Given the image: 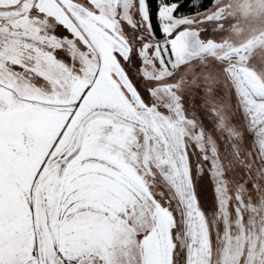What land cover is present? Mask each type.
I'll use <instances>...</instances> for the list:
<instances>
[{"label": "snow or ice", "instance_id": "6c2138e0", "mask_svg": "<svg viewBox=\"0 0 264 264\" xmlns=\"http://www.w3.org/2000/svg\"><path fill=\"white\" fill-rule=\"evenodd\" d=\"M213 2L0 0V264H264V81ZM210 64L223 152L184 113L181 69Z\"/></svg>", "mask_w": 264, "mask_h": 264}, {"label": "rangeland", "instance_id": "374dc122", "mask_svg": "<svg viewBox=\"0 0 264 264\" xmlns=\"http://www.w3.org/2000/svg\"><path fill=\"white\" fill-rule=\"evenodd\" d=\"M209 12L219 14L223 23V31H209V35L215 41H222L226 50H244L242 67L245 72L257 81H264V0H216ZM180 75L187 79L182 92L184 113L197 123L198 128L202 125L211 132L223 152L225 144L220 141L238 119L233 116L236 103L233 85L223 75H218L211 64L208 68L188 65L181 69ZM217 125L222 131L217 130ZM249 167L253 176L264 183V175H261L264 165L250 162ZM199 191L202 207L210 212L213 195L206 180L199 186Z\"/></svg>", "mask_w": 264, "mask_h": 264}, {"label": "trees", "instance_id": "16d2710c", "mask_svg": "<svg viewBox=\"0 0 264 264\" xmlns=\"http://www.w3.org/2000/svg\"><path fill=\"white\" fill-rule=\"evenodd\" d=\"M215 1H216V0H214V2H213L212 5H214ZM209 2H210V0H205V4H206V5H207V3H209ZM181 11H182V12H186V13H188V12H191V11H194V10L188 8L187 6H185L184 8L181 9Z\"/></svg>", "mask_w": 264, "mask_h": 264}]
</instances>
